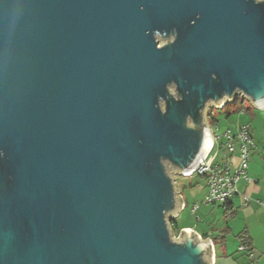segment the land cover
Masks as SVG:
<instances>
[{
	"label": "water",
	"instance_id": "1",
	"mask_svg": "<svg viewBox=\"0 0 264 264\" xmlns=\"http://www.w3.org/2000/svg\"><path fill=\"white\" fill-rule=\"evenodd\" d=\"M238 94L264 106V0H0V264H213L173 173Z\"/></svg>",
	"mask_w": 264,
	"mask_h": 264
},
{
	"label": "crops",
	"instance_id": "2",
	"mask_svg": "<svg viewBox=\"0 0 264 264\" xmlns=\"http://www.w3.org/2000/svg\"><path fill=\"white\" fill-rule=\"evenodd\" d=\"M230 104L235 111L231 110L225 116L228 118L233 114L240 119L230 121L226 130L235 133L238 126L249 124L254 146L249 150L247 162V178L240 177L236 182V193L231 197L229 208L224 211L218 204L205 203L207 186L200 176L183 178L181 173L176 172L175 177L190 179L184 184L185 190L189 192L190 199L180 195L183 207L174 217H167L171 228L180 232L182 228H190L203 240L208 237L213 248V264H264V108H251L241 103L238 98ZM223 106L219 109L222 110ZM209 117V116H208ZM229 119V118H228ZM209 123V121H208ZM212 130V125H208ZM235 151L232 157L234 164L238 162L237 141L234 142ZM195 180H194V179ZM203 184L202 193L195 191V185ZM190 200V201H189ZM196 208L193 210V206ZM245 242L248 250L253 252L254 257L239 249V245Z\"/></svg>",
	"mask_w": 264,
	"mask_h": 264
},
{
	"label": "built area",
	"instance_id": "3",
	"mask_svg": "<svg viewBox=\"0 0 264 264\" xmlns=\"http://www.w3.org/2000/svg\"><path fill=\"white\" fill-rule=\"evenodd\" d=\"M222 106L213 107L214 109H219ZM260 108H264V106ZM211 131L213 141L209 151L194 170L185 175L181 173V176L183 178L200 176L207 186L204 202L218 204L226 211L229 208L231 197L236 193L237 180L240 177L249 179L246 169L249 150L254 146V143L249 124L238 126L235 133L226 130L216 134L213 130ZM235 141L239 145L238 162L236 164H234L232 159L235 151ZM219 153L220 158L218 159ZM195 208L196 205L193 206V210ZM239 249L246 251L249 257H254L253 252L248 250L247 243L242 242L239 245Z\"/></svg>",
	"mask_w": 264,
	"mask_h": 264
},
{
	"label": "rangeland",
	"instance_id": "4",
	"mask_svg": "<svg viewBox=\"0 0 264 264\" xmlns=\"http://www.w3.org/2000/svg\"><path fill=\"white\" fill-rule=\"evenodd\" d=\"M236 98H238L240 104L239 106H241V103H244L247 107H252L251 106V103L246 100L245 98H243V96L241 94H238L236 96ZM214 105L211 103H209L207 107V110H206V114H205V117H206V121H207V125H209L208 123V116L211 114L212 117L214 118L210 123L212 125V130L215 131V132H221L223 129L227 128V126L229 125L230 121H234L236 119H240V116H236V114H233L231 115L230 117H226L225 115V111L224 110H214ZM230 120V121H229ZM220 158V153L218 154V159ZM194 179V178H193ZM190 179H182L181 177H176V184L177 186L179 187V190L182 191V196H184L186 199H190V195H189V192L187 190H185L184 188V184H186V182H188ZM195 180V179H194ZM187 185V184H186ZM196 189L195 191H197L198 193H202V189L204 188L203 187V184H198V185H195ZM190 201V200H189ZM169 229H171V233H172V236L174 238H177L179 232L174 229V228H171L170 224H169Z\"/></svg>",
	"mask_w": 264,
	"mask_h": 264
},
{
	"label": "trees",
	"instance_id": "5",
	"mask_svg": "<svg viewBox=\"0 0 264 264\" xmlns=\"http://www.w3.org/2000/svg\"><path fill=\"white\" fill-rule=\"evenodd\" d=\"M235 109H237V107H236V108H234V107L232 108V107L230 106V104H225V105L223 106V109H222V110H224L225 113L228 114V112H230L231 110L235 111ZM213 119H214V118H213L212 115L210 114L209 117H208L209 124H211L210 122H211Z\"/></svg>",
	"mask_w": 264,
	"mask_h": 264
}]
</instances>
